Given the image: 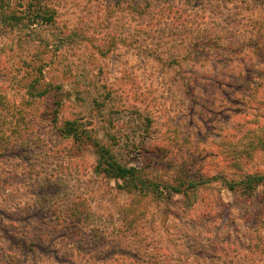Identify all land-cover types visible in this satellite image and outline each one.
<instances>
[{"label":"rangeland","instance_id":"374dc122","mask_svg":"<svg viewBox=\"0 0 264 264\" xmlns=\"http://www.w3.org/2000/svg\"><path fill=\"white\" fill-rule=\"evenodd\" d=\"M41 1L57 12L34 32L49 44L46 81L70 95L57 123L40 114L23 142L0 149V264H264V186L243 194L218 181L190 193L191 204L177 195L130 206L134 194L96 172L93 146L60 131L78 120L153 179L182 166L230 181L264 174V151L239 167L203 154L262 114L248 97L264 83V0ZM19 40L0 37V91L11 102L24 96L35 49ZM4 113L0 144L18 118ZM80 199L86 227L69 233L59 216ZM123 207L135 211L131 227Z\"/></svg>","mask_w":264,"mask_h":264},{"label":"trees","instance_id":"16d2710c","mask_svg":"<svg viewBox=\"0 0 264 264\" xmlns=\"http://www.w3.org/2000/svg\"><path fill=\"white\" fill-rule=\"evenodd\" d=\"M127 7L141 14L143 13V10L136 4H128ZM173 8L171 6V11H174ZM56 15V9L50 5L43 4L41 0H0V37H4L7 33L17 34L20 35L19 42L22 40L23 45L26 44V46L35 48L33 54L29 57V62L26 63L29 67L28 71L22 76L25 83V92L22 99L19 102H11L9 97L0 91V122H2L1 116L6 114L4 113L5 110L9 111L12 108L13 114L18 116L16 127L11 128L8 135L6 134L5 139L0 144V149L7 151L19 144L21 140L23 142L30 132L35 131V123L40 114L42 120L46 118V115H49L50 118L46 120L57 123L59 120L58 111L65 104V101L68 100L70 92H64L60 85L54 86L53 83L46 81L45 68L50 62L46 59V56H44L45 52L42 50L49 49V44L41 38L36 39L34 36L37 27H52L55 23ZM263 85L264 83H259L254 86L248 99L263 104ZM255 119L258 118L240 122L225 137L224 141L218 145L216 150L209 151L204 149V157L215 162L219 160L227 162L230 159L235 166L240 163L249 164V160L253 158L254 154L264 151V108L262 109V114H260V120L258 119L256 124L251 122ZM83 127L84 124L78 120H65L60 131L64 138H71L79 143L87 142V144L93 146L97 156L96 172L107 178L121 181L122 187L129 193L134 194L130 206L139 205L142 198H162V200L167 201L177 195L186 196V202L191 204L190 193H194L202 187L206 188L218 181H222L224 185H227L230 191L239 190L243 194H251L260 186H264V174L248 173L239 181H230L231 179H227L219 173L211 176L210 174H204L203 170H198L199 172L196 173L193 172V169L183 166L177 169L178 175L171 180H164L162 177L153 179V176H149L150 172L147 167L127 165L120 162L115 155L113 146L105 145L98 139L92 138L91 134L88 133L89 131ZM240 130L247 132H245V135L238 137L236 132ZM194 165L192 164L193 168L196 167ZM88 211L86 210L85 200L80 199L74 203L72 202L64 213L59 216L62 221V228L69 232V228L71 229L75 222L79 226L76 227V230L74 228L71 231L72 233L80 232L86 227ZM131 211L130 208L126 207L121 209L122 219H125L126 215H130V218L127 219L128 223H126L128 227L133 224L132 218L135 211ZM22 250H25V248L23 247ZM20 259L18 258V260ZM22 264H24L23 261Z\"/></svg>","mask_w":264,"mask_h":264}]
</instances>
